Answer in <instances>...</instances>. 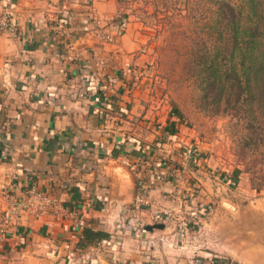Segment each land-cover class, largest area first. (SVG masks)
<instances>
[{
  "label": "crops",
  "instance_id": "1",
  "mask_svg": "<svg viewBox=\"0 0 264 264\" xmlns=\"http://www.w3.org/2000/svg\"><path fill=\"white\" fill-rule=\"evenodd\" d=\"M0 6L16 31L0 36V211L7 195L22 198L32 187L62 207L8 224L0 213V264H190L177 257L183 253L201 264H228L226 250L231 260L264 264L260 243L252 257L240 255L237 238L207 243L205 234L213 233L176 229L173 215L157 224L148 212L152 204L170 209L177 198L166 200L173 183L154 178L171 176L157 153H144L159 131L145 130L139 94L128 92L123 77L137 44L124 33L115 44L98 35L118 21L116 0H0ZM112 77L119 81L114 91ZM125 160L137 165V176ZM84 229L105 236L79 246Z\"/></svg>",
  "mask_w": 264,
  "mask_h": 264
},
{
  "label": "rangeland",
  "instance_id": "2",
  "mask_svg": "<svg viewBox=\"0 0 264 264\" xmlns=\"http://www.w3.org/2000/svg\"><path fill=\"white\" fill-rule=\"evenodd\" d=\"M93 1L87 0L88 5ZM116 1L119 19L102 33L110 35L109 43H117L124 33L137 44L123 77L128 92L139 94L145 130L159 131L144 153H157L161 169L171 173L169 180L154 178L174 185L166 192V200L177 198L167 209L173 225L213 233L205 234L207 243L211 237L216 244L221 242L217 237L224 243L237 238V253L252 257L258 243L264 247V84L251 80L245 89L239 78L241 85L232 88L225 83V72L242 59L237 49L233 53L228 18L257 29L263 43L264 0ZM160 126L168 130L162 134ZM123 163L130 173H138L135 163ZM189 216L190 221L184 220ZM224 252L223 262L242 264ZM177 257L201 264L193 254Z\"/></svg>",
  "mask_w": 264,
  "mask_h": 264
},
{
  "label": "built area",
  "instance_id": "3",
  "mask_svg": "<svg viewBox=\"0 0 264 264\" xmlns=\"http://www.w3.org/2000/svg\"><path fill=\"white\" fill-rule=\"evenodd\" d=\"M63 26L64 22H59V24L56 26L58 32L60 31L62 33V30L64 28ZM4 34L15 36L16 31L15 27L12 25V22H10L7 11L5 10V8L0 6V36ZM99 36L104 41H108L111 39L109 34L101 33V35ZM99 63L100 65H104V62L102 60ZM118 82L119 81L116 77L108 79V85L112 87H108V90H113L112 85L115 86ZM104 100H106V96H104ZM1 157V159H6V154ZM135 166L131 165L130 167L134 170ZM6 199L7 207L0 211L2 218L6 224L26 213L33 216H42L48 215L50 213H56L57 211L62 210V207L57 200L48 196L46 193L35 190L33 187L29 189L22 198L15 197L13 195H7ZM150 208L152 211L151 217L154 221L160 222L163 217L169 214V211L167 209L162 207H160L161 209H157L154 204L150 205ZM75 223L79 228L83 226L82 219L75 218Z\"/></svg>",
  "mask_w": 264,
  "mask_h": 264
},
{
  "label": "trees",
  "instance_id": "4",
  "mask_svg": "<svg viewBox=\"0 0 264 264\" xmlns=\"http://www.w3.org/2000/svg\"><path fill=\"white\" fill-rule=\"evenodd\" d=\"M233 26L230 27V37L233 42V53L235 49L239 52L242 59L239 62H234L231 69L225 72V83H229L232 88L240 84L239 78H241V84L245 89L250 87V81L264 84V42H260L256 36L258 32L248 29L247 27H240L239 24L233 18H228ZM262 45V46H261ZM261 46V47H260ZM257 54V56H256ZM234 56V55H232ZM250 56L252 59H250ZM256 56V57H255ZM233 61V60H231ZM238 67H240L239 74ZM239 83V84H238ZM240 84V85H241ZM105 236L100 231H92L90 229H84L81 238L78 243L79 246L87 244L96 238V241Z\"/></svg>",
  "mask_w": 264,
  "mask_h": 264
}]
</instances>
